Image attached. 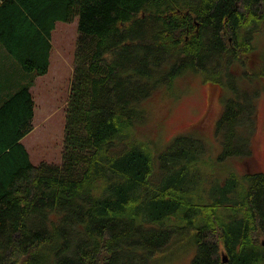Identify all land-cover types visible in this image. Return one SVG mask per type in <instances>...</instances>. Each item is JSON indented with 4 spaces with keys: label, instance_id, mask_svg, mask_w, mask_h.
<instances>
[{
    "label": "trees",
    "instance_id": "trees-1",
    "mask_svg": "<svg viewBox=\"0 0 264 264\" xmlns=\"http://www.w3.org/2000/svg\"><path fill=\"white\" fill-rule=\"evenodd\" d=\"M75 20L61 165H33L21 143L29 84L0 105V264H159L189 240L190 264H264V173L220 182L201 140L155 150L135 134L155 93L202 74L230 93L217 161L252 157L264 64L252 73L248 56L264 35V0H1L0 45L42 77L56 23Z\"/></svg>",
    "mask_w": 264,
    "mask_h": 264
},
{
    "label": "rangeland",
    "instance_id": "rangeland-1",
    "mask_svg": "<svg viewBox=\"0 0 264 264\" xmlns=\"http://www.w3.org/2000/svg\"><path fill=\"white\" fill-rule=\"evenodd\" d=\"M76 28V20L70 24H56L50 37L51 52L47 74L42 77H36L32 73L25 75L27 79L24 86L30 85L29 92L34 101V117L32 131L22 139V144L35 166L41 163L61 165L65 110L79 38ZM263 58L264 35L260 34L256 36L254 50L248 56L250 72H257L259 66H263ZM245 69V66L235 67L233 74L245 76ZM245 80L247 79L242 77L239 83L249 88ZM252 88L261 91L255 103L256 128L251 141L252 157L248 160L230 159L224 163L217 161L221 146L214 137V128L222 111V102L230 93L221 85L205 80L202 74H183L176 79L175 89L169 96L165 90L155 93L144 105L146 121L135 130V134L139 139L149 141L155 150H161L179 136H191L201 140L209 157L206 159L210 160L207 164L213 165V171L218 172L216 176L221 178L220 182L227 171L236 172L239 176L264 173L262 79H254ZM195 253V245L190 240L182 241L172 246L159 264H190Z\"/></svg>",
    "mask_w": 264,
    "mask_h": 264
},
{
    "label": "crops",
    "instance_id": "crops-1",
    "mask_svg": "<svg viewBox=\"0 0 264 264\" xmlns=\"http://www.w3.org/2000/svg\"><path fill=\"white\" fill-rule=\"evenodd\" d=\"M26 79L27 77L8 57L5 49L0 45V105L5 102L11 95H13L17 90L24 87Z\"/></svg>",
    "mask_w": 264,
    "mask_h": 264
},
{
    "label": "water",
    "instance_id": "water-1",
    "mask_svg": "<svg viewBox=\"0 0 264 264\" xmlns=\"http://www.w3.org/2000/svg\"><path fill=\"white\" fill-rule=\"evenodd\" d=\"M222 261H223V262H225V261H226V259H224V258H223V260H222Z\"/></svg>",
    "mask_w": 264,
    "mask_h": 264
}]
</instances>
